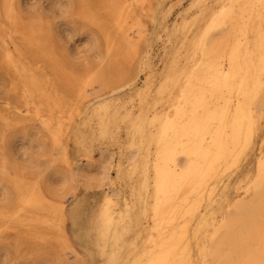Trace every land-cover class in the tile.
I'll list each match as a JSON object with an SVG mask.
<instances>
[{"label":"bare ground","instance_id":"6f19581e","mask_svg":"<svg viewBox=\"0 0 264 264\" xmlns=\"http://www.w3.org/2000/svg\"><path fill=\"white\" fill-rule=\"evenodd\" d=\"M205 1L195 18L204 24L194 35L185 34L180 38L179 48H174L165 64L151 107L143 105L146 97L141 93H136L139 104L136 111L132 109L135 104L131 96L121 102L124 113L118 120L125 125L128 141L126 151L117 163L116 174L128 187L129 196L117 189L111 179V156L103 153L96 166L94 181L103 186V194L92 219V230L104 264H232L228 255L220 259L215 239L219 228L228 232V220L223 219L211 233L208 228L215 221V206L220 207L228 198L232 174L255 144L256 126L264 120V0H216L215 5L211 0ZM15 4L16 0L0 3V30L1 12L10 24V32L17 30L20 22ZM137 7H142L150 16L153 12L145 0H104L103 8L108 17L98 20L96 11L86 0H78L73 5L82 20L96 25L99 30L105 43L103 59L110 57L114 61L119 56L132 60L138 54L137 43L143 34L138 27ZM193 24L182 23L180 30L174 26L166 40L170 44L176 43L177 33L189 31ZM218 29L223 33L215 38L212 32ZM33 32L23 40L32 41L40 48V41ZM0 44L5 63L14 64L9 32L0 37ZM122 46L124 52H121ZM182 48L184 55L180 56ZM44 58L48 62L57 60H52L46 52ZM58 66L55 75L66 79L65 87L77 103L90 102L87 93L95 82L107 88L102 71L86 69L84 72L82 69V74L76 76L73 72L75 76L70 77ZM140 72L139 68L131 78L121 71L110 72L111 80L118 82L111 90L135 86ZM41 83L39 79L29 77L20 95L26 107L23 110L16 108L14 114L38 122L56 144L61 129L44 110L52 112L62 107L59 93L43 85L40 87ZM260 95L262 100H259ZM98 99L101 101L96 102L91 112L99 118V134L106 136L113 125L116 130L120 129L117 117L108 116L109 108L118 105L113 102L120 99L118 96L116 99L98 96ZM128 102L132 107L127 106ZM29 103L33 106L29 107ZM35 146L43 150L42 144ZM258 146L255 173L251 179L248 173L235 176L232 186L233 192L240 194L241 183L247 179L248 186L243 194H250L249 200L239 199L236 205L238 215L246 218L239 229L242 253L237 264H264V136L260 137ZM29 164L34 167L36 162L31 160ZM63 164L67 171L46 168V174L42 175L49 185L53 182L52 175L58 177L59 185L68 184L67 189H59L57 201L52 202L38 182L25 186L14 179L12 200L8 190L3 197L8 203L12 202L13 209L0 208V221L19 219L24 214V219L18 223L32 230L30 234L34 238H38L39 228L51 227L48 219L40 217L42 211L53 209L63 224L67 215L64 197L70 189L75 190L71 186L79 178L90 176L83 171L82 163L72 165L65 157ZM141 225H144L142 229ZM136 228V234L141 230L146 235L140 248L134 241L126 239ZM7 229L13 227L7 225ZM62 233L64 247L73 251L67 234ZM227 240L228 237L223 238L224 243ZM83 249L89 251L87 246ZM124 249L129 250L125 256L122 254ZM80 263L87 264L84 259ZM31 264L40 263L34 261Z\"/></svg>","mask_w":264,"mask_h":264},{"label":"rangeland","instance_id":"374dc122","mask_svg":"<svg viewBox=\"0 0 264 264\" xmlns=\"http://www.w3.org/2000/svg\"><path fill=\"white\" fill-rule=\"evenodd\" d=\"M2 1L0 0V3ZM86 1L91 9L96 11L99 17L98 20H107L108 15L103 8L104 0ZM215 1L211 0L213 5H215ZM77 2L78 0H16V13L20 24L15 32H10V24L5 21L4 13L1 12L0 37L9 32L12 39L11 49L14 64L8 65L5 63L3 46L0 44V179L4 176L0 185V208L13 209L12 202L8 203L5 201L6 199L3 200V197L5 193L9 192L10 201L12 200L15 191L12 183L14 179L23 182L25 186L38 182L39 186L42 185L41 189L50 200L52 202L57 201V198L60 197L59 189L62 187L67 189L68 184L59 185L58 177L52 175L53 182L52 185H49L42 175L46 174V168L67 171L68 169L63 164L65 157L72 165L75 162L82 163L83 171L90 176H87V179L79 178L77 183L71 186L75 187V190L70 189V192L64 197L67 215L63 224L53 209L40 213L42 219H48L51 222V227L48 229L39 228L38 238L31 236L30 232H33L32 230L30 231L19 225L18 221L24 219V214H21L19 219H12L5 223L0 221V264H31L34 261L40 264L44 262L81 264L82 259L87 264H104V259L100 256L95 245L92 230V219L99 209L103 194V186H99V183L94 181V177L97 173L96 166L101 155L106 153L112 159L110 176L115 187L129 196L128 187L121 179L117 178L116 174L117 163L126 151L125 147L128 141L125 125L118 120L124 113V109L120 107L121 102L126 101L131 96L134 101L133 104H135L132 109L136 111L139 107L136 93H141L146 97L143 105L147 108L151 107L157 97L156 88L164 72L165 64H168L167 62H169L174 48H179L180 38H184L185 34L188 36L194 35L204 24V21H200L199 18L195 21L203 0H145L146 5L150 6L153 12L150 16L142 7L136 8L138 27L143 34L141 41L137 43L138 54L132 60L125 57V59H121V56H119L114 61L110 57L103 59L105 54L104 40L96 25L82 20L75 13L73 5ZM192 22L194 24L188 29L189 31L184 30L183 33H177L176 43L170 44L166 40L167 34L171 36L170 34L176 26V29L180 30L182 23L190 25ZM32 30H34L33 36H36L40 41V48L32 41L25 42L23 40V37L29 35ZM222 33L218 29L212 32V36L219 38ZM134 35L136 34L134 33ZM124 49L121 52H124ZM45 52L50 54L52 60L57 59L56 62L46 61L44 58ZM180 52V56H183V48ZM112 64L115 66L113 67ZM96 65L97 67H95ZM109 65H111L110 68ZM57 66L58 68L61 67V71L70 77L75 76V74L78 76L86 69L93 72L102 71L107 88L104 89L100 83L95 82L88 89L87 94L90 102L87 104L77 103L72 93L69 92L70 90L65 87L67 84L66 79H59L55 75L54 70ZM125 66L126 69H124ZM139 68L141 72L138 74L139 79L137 78L138 81L134 84L135 86L131 88L124 86L122 89L111 90L112 86L118 82L111 80L110 72L121 71L126 77L131 78L135 76ZM82 69L84 70L81 71ZM149 74L150 76H148ZM30 76L42 82L40 87L46 86L50 90H57L59 93V103L62 107L54 109L52 112L44 110L46 115L52 116L55 126L61 129L56 144L51 142L52 139L38 122L28 120L21 114H14L16 108L23 110L26 107L20 95L24 92L25 84ZM147 76L149 79H147ZM98 96L108 99H116L118 96L120 99L113 102L114 104L117 103V106L108 110V116L117 117L120 129L116 130L113 125L110 133L106 136L99 134V118L91 112L96 102L101 101ZM262 99L263 96L260 95L259 100ZM131 102L126 103L128 107H132ZM28 106L32 107L33 105L29 103ZM256 130L255 144L238 170L232 174L231 185L228 188V198L220 207L215 206V221L208 228V232L211 233L215 227H219L223 219L228 220V232L219 228L215 239L220 259L228 255L232 264H237L241 258L242 248L239 241L241 230L239 229H242L241 222L246 219L245 216L238 215L236 205L242 198L245 200L250 199V194H243L245 187L248 186L246 184L247 179L241 183L240 194L233 192L232 186L236 180L235 176L248 173L251 179V176L255 173V156L260 137L264 136V120L256 126ZM36 143L42 144L44 151L35 146ZM31 160H35V166L37 167L30 166ZM136 211H138V208ZM7 225L13 227V229H7ZM143 226L141 225L140 229ZM137 229L130 232L126 239L129 242L134 241L137 248H140L144 244L146 235L144 231L141 233V230L139 234H136ZM62 230L67 234L74 248L73 251L64 247ZM225 237H228V240L224 243L223 238ZM83 246H87L89 251H85ZM128 251L122 250L123 256L128 254Z\"/></svg>","mask_w":264,"mask_h":264}]
</instances>
